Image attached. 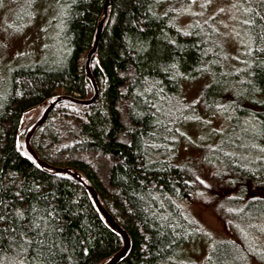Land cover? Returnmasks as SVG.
<instances>
[{
	"label": "trees",
	"instance_id": "trees-1",
	"mask_svg": "<svg viewBox=\"0 0 264 264\" xmlns=\"http://www.w3.org/2000/svg\"><path fill=\"white\" fill-rule=\"evenodd\" d=\"M58 2L61 51L15 67L0 106V264H101L122 247L84 185L39 166L24 146L52 96L93 95L84 62L104 0ZM251 4L249 38L232 58L209 32L216 22L182 24L176 0H108L89 62L96 100L59 101L30 137L39 159L76 171L127 233L128 250L116 264H264V0ZM194 81L190 100L185 87ZM123 99L127 128L117 107ZM33 110L39 115L20 131ZM215 115L229 123V134L196 143L189 130L208 127ZM63 126L76 127L77 136L63 143L65 155L92 151L113 161L111 190L88 163H56L44 154L65 138ZM123 132L126 141L118 138ZM206 192L225 199L219 216L226 237L207 232L184 207ZM202 242L200 263L192 253Z\"/></svg>",
	"mask_w": 264,
	"mask_h": 264
},
{
	"label": "rangeland",
	"instance_id": "rangeland-1",
	"mask_svg": "<svg viewBox=\"0 0 264 264\" xmlns=\"http://www.w3.org/2000/svg\"><path fill=\"white\" fill-rule=\"evenodd\" d=\"M176 2L180 6L179 16L182 24L187 25L195 18H200L202 22H216L215 25L209 27L211 31H208L212 38L222 43L228 57L233 58L237 49L242 50L245 47L244 44L250 34L247 23L249 11L252 9L251 0H176ZM63 18L64 9L58 0H0V106L8 91L11 72L15 67L21 64L42 62L55 53L59 54L64 43ZM198 83L194 81L185 87L188 99L194 98ZM120 91L124 93L125 87H121ZM90 96L92 95L89 94L87 99ZM127 105L128 101L125 99L117 104L121 122L126 128L129 126ZM39 113V110L26 113L20 131L29 125L30 119L33 122ZM207 125L208 127L201 128L192 126L193 128L189 130L190 137L196 143L202 144L199 142L204 141L211 143L218 136L219 131L227 135L231 130L229 123L219 118L218 115H215ZM72 127L63 126L59 132L66 139L64 138L53 147L44 148V154L56 163L76 160L88 163L103 185L111 190L107 175L113 161L109 157L82 150H77L69 156L65 155L68 150L65 149L63 143H71L77 139L76 127ZM118 138L126 141L128 136L123 132ZM198 159L200 160L199 156ZM204 179L209 185L213 183L208 173L204 174ZM230 195V191L225 193V196ZM224 201L225 199L222 198L218 203L213 195L206 192L205 195L185 203L184 207L193 220L207 232L226 237L229 234L219 216V211L221 213L224 211V205H222ZM258 230L262 232L260 235L264 239V223ZM206 253L207 245L202 242L197 245L192 255L196 261L203 262Z\"/></svg>",
	"mask_w": 264,
	"mask_h": 264
},
{
	"label": "water",
	"instance_id": "water-1",
	"mask_svg": "<svg viewBox=\"0 0 264 264\" xmlns=\"http://www.w3.org/2000/svg\"><path fill=\"white\" fill-rule=\"evenodd\" d=\"M107 7H108V0H104L103 18L100 20V22L97 25L92 47L88 51V53L86 55L85 62H84L85 73L88 76V78L90 79L92 87H93V95L89 99H78V98H74V97L68 96V95H54V96H52L49 99V105L43 110L39 119L35 122V124L31 127V129L26 133L25 138H24V146H25L26 151L33 157V159L37 162V164L39 166L44 167V168H49L56 173H67L70 176H72L74 179H76L78 182H80L84 185L88 196L90 197L91 201L93 202L97 212L102 217L105 225L109 229H111L112 231H114L118 235H120V237L122 239L121 249L118 252H116L115 254H113L108 259V261H106L105 263H101V264H116L120 261L121 258L124 257L126 251L128 250L129 238H128L127 233L114 221L112 216L104 209V207L100 204L98 197H97V194L94 191V189L90 185L86 184L84 182V179L82 177H80L76 171H70L67 168L54 167V166L49 165L48 163L42 161L41 159H39L37 157L36 153L34 152V150L32 149V147L30 146V143H29L30 137L34 133V130L43 124V122L47 118L52 107L56 103H58L59 101L70 100V101H75V102L80 103L82 105L88 106V105H91L96 100L97 95H98V89H97L96 83L94 81V78L91 74V71L89 69V62H90V58H91L92 54L96 51L97 46H98L103 21H104L105 17L107 16Z\"/></svg>",
	"mask_w": 264,
	"mask_h": 264
},
{
	"label": "bare ground",
	"instance_id": "bare-ground-1",
	"mask_svg": "<svg viewBox=\"0 0 264 264\" xmlns=\"http://www.w3.org/2000/svg\"><path fill=\"white\" fill-rule=\"evenodd\" d=\"M76 96H78V95L74 94L72 97H74V98H75ZM83 179H84V178H83Z\"/></svg>",
	"mask_w": 264,
	"mask_h": 264
}]
</instances>
